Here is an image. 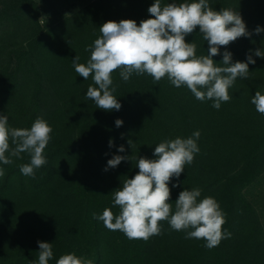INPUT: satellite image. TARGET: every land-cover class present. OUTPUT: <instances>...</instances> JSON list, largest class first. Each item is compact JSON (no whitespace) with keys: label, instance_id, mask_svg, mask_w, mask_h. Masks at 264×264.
<instances>
[{"label":"trees","instance_id":"1","mask_svg":"<svg viewBox=\"0 0 264 264\" xmlns=\"http://www.w3.org/2000/svg\"><path fill=\"white\" fill-rule=\"evenodd\" d=\"M173 0H161L162 6ZM177 3L193 0H175ZM154 0H0V114L11 128H30L42 117L53 129L44 150L47 163L25 176L20 166L30 163L28 153L0 168V264H38V241L52 243L53 257L65 254L93 264H264V115L251 103L256 91L264 94V0H209L215 11H238L250 37L220 48L232 62H247L249 77L237 78L229 89L231 100L214 108L212 100H197L186 86L176 88L167 77L154 83L148 74H132L125 82L112 73L119 111L97 108L86 98L95 86L76 73L73 60L86 64L99 28L108 21L152 18ZM195 42L196 55H206L208 43L199 28L186 38ZM123 121L117 127L115 121ZM200 151L169 183L170 203L186 189H201L213 197L225 214L223 231L231 237L219 246L186 239L184 231L161 221V234L128 239L108 230L93 213L105 208L119 214L113 192L139 171L140 157L156 159L160 142L193 137ZM194 138V137H193ZM112 146H109V141ZM131 140L132 146L128 141ZM123 146L125 151L119 152ZM114 155L130 157L115 168ZM107 168V170H105ZM179 184L178 187H172ZM262 188H259V187Z\"/></svg>","mask_w":264,"mask_h":264},{"label":"clouds","instance_id":"2","mask_svg":"<svg viewBox=\"0 0 264 264\" xmlns=\"http://www.w3.org/2000/svg\"><path fill=\"white\" fill-rule=\"evenodd\" d=\"M152 18L141 20L139 26L135 20L125 19L119 22L108 21L100 28L101 36L94 41L87 63H79L74 58L73 66L79 76L87 80L90 76L95 86H89L86 98L94 101L97 108L119 111L121 103L114 96L112 73L119 70L123 81L127 82L133 73L148 74L154 83L167 77L176 88L186 86L197 100H212L217 110L222 102L231 100L229 89L237 78L249 77V64H255L249 54L247 62H232V53L223 52V60L217 64L213 57L220 54L222 46L241 37H250L245 22L238 11L222 8L215 11L209 0L193 2L167 3L154 0L148 8ZM197 27L204 41L208 43L206 55L197 56V45L186 42V37ZM264 29L259 26L255 33ZM255 56L264 58V51L256 50ZM251 103L256 111L264 115V94L256 91ZM117 119L115 125L122 126ZM53 129L42 117H37L30 128H11L8 117L0 114V162L13 163V158L21 159L22 153H28L30 163L20 166L25 176L35 178V169L47 163L44 150L51 140ZM194 137V138H193ZM193 137L165 140L154 149L156 159L140 157L136 166L139 171L133 178L123 181L122 187L113 192L114 206L120 211L114 215L105 208L102 215L93 213V219L103 222L110 231H120L128 239H142L161 234V221H168L171 229L184 231L186 239L206 241L205 247L219 246L223 239L231 237L222 226L226 223L225 214L213 197L198 198L201 189L182 190L173 204L170 203L172 178L177 180L192 164L200 149L197 140L200 132ZM132 146V141H128ZM112 146V141H109ZM124 152L123 146L118 149ZM130 157L114 155L107 161L108 168L117 167ZM107 170V168L105 169ZM5 172L0 168V178ZM173 184L172 187H178ZM38 264H48L53 257L52 243L38 241ZM35 264V262H34ZM56 264H93L92 260L78 257L75 253L62 255Z\"/></svg>","mask_w":264,"mask_h":264},{"label":"rangeland","instance_id":"3","mask_svg":"<svg viewBox=\"0 0 264 264\" xmlns=\"http://www.w3.org/2000/svg\"><path fill=\"white\" fill-rule=\"evenodd\" d=\"M259 187V186H258ZM259 188H262V187H259ZM263 188H264V185H263Z\"/></svg>","mask_w":264,"mask_h":264}]
</instances>
